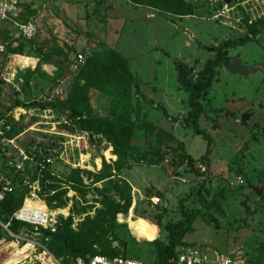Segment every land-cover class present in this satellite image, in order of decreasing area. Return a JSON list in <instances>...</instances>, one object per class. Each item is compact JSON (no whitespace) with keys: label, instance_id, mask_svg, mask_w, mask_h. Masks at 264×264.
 I'll use <instances>...</instances> for the list:
<instances>
[{"label":"rangeland","instance_id":"rangeland-1","mask_svg":"<svg viewBox=\"0 0 264 264\" xmlns=\"http://www.w3.org/2000/svg\"><path fill=\"white\" fill-rule=\"evenodd\" d=\"M13 1L16 12L3 22L0 32L3 46L0 80L1 75L14 66L13 57L4 52L6 50H14L20 55L21 67L34 62L36 65L25 70L19 92L0 81V117L11 118L17 132L15 144L19 148L28 150L27 147L36 146L38 153L50 155L48 171L59 178H65L71 169H77L84 187V196L80 198L79 193L67 186L66 206L53 210L56 203L52 202L47 207L51 213L70 215L71 227L75 228L84 215L93 216L94 208H99L100 195L108 189L107 194L120 206L125 207L128 201L125 213L115 215L116 240L111 246L120 247L130 258L151 264L155 260V250L150 242L157 239L166 243L164 225L181 219L180 204L186 207L192 220L179 244L231 253L254 264H264V69L246 77L227 71L232 59L240 60L245 66L264 63V36L227 49L224 56L228 63L216 68L214 81L198 99L202 111L197 125L211 139L206 173L200 176L193 163L203 154L205 142L191 130L190 110L185 103L187 93L176 82L172 62L184 63L190 77L197 78L204 62L214 57L215 47L231 38L225 27L208 19L201 7L192 16L179 19L162 12H148L141 7H127L122 0ZM23 6L33 12L25 14ZM19 16L35 25V35L29 42H25L13 27L12 21L20 22L16 20ZM114 44L120 55L130 57L129 70L152 105L134 95L132 103L137 101L141 105L143 119L164 128L182 143L187 157L193 161L191 164L179 165L175 152L163 150L162 161L157 166L135 164L127 158V166L114 178L92 183L102 162L109 158L111 147L103 138L72 130L73 122L57 108L13 107L15 100L44 105L62 101L68 93L73 80L69 66L54 67L48 73L41 71L39 61H34L36 57L39 59L41 46L45 52L52 48L62 49L68 61L77 52L87 50L97 62L106 51L113 49ZM109 101L110 98L102 93L94 90L88 93V105L94 115L107 116ZM156 105L165 107L178 121L175 124L164 122ZM243 113L250 114L246 121L240 120ZM212 125L217 129L212 130ZM132 143L142 149L158 147L154 140H144L138 135L133 137ZM168 144L174 148V144ZM8 151L11 152L10 147ZM5 158L0 150V173L7 176L3 172ZM31 167L25 166V175H31ZM20 178L15 176L16 181L11 186L10 193L14 197L24 192ZM120 179L127 186L131 179L144 180V195L136 193L133 200L128 187L129 199H126L116 191L121 186ZM246 183L262 189L261 195L256 196L247 189ZM151 186L158 188L151 191ZM39 189L45 197L51 194L45 191V186H39ZM153 195L159 197V205H150L148 200ZM24 203L40 205L28 198ZM81 207L85 208V213L77 214ZM59 218L58 215L56 223ZM132 222L137 224L141 240L131 234ZM13 234L16 238L27 237L21 229ZM12 243L13 248L4 243L0 245V257L16 251L22 242ZM28 247L26 253L14 257L17 264H46L42 257L28 259L32 246Z\"/></svg>","mask_w":264,"mask_h":264},{"label":"trees","instance_id":"trees-1","mask_svg":"<svg viewBox=\"0 0 264 264\" xmlns=\"http://www.w3.org/2000/svg\"><path fill=\"white\" fill-rule=\"evenodd\" d=\"M126 1L134 5V7H146L155 12H162L163 14H169L177 18L192 16L197 9L189 0ZM23 7L25 14L30 15L33 12L29 10L28 6ZM19 18L20 16L16 20L21 23L28 21L23 16H21V19ZM23 40L25 42L31 41ZM249 41L246 38H229V40L221 42L215 47L214 57L204 62L201 73L194 79L190 77L189 70L184 63L172 62V66L176 72V82L187 93L185 103L190 110L188 121L191 125V130L193 134L199 135L205 142L203 154L197 160L204 164L207 163V157L210 154L211 139L197 125L198 116L202 111L198 99L201 97L203 91L209 88L214 81L216 68L228 63V60L224 56L225 51ZM44 49L43 46L39 48L42 54L39 56V63L49 64L57 69L63 68L66 64L68 66L71 64L72 60H67V55L62 49L52 48L47 52ZM4 52L16 55L14 50H6ZM25 70L27 69L18 71L16 75L22 79L21 86H23V74ZM72 74L73 80L64 100L55 101L54 103L47 102L44 105L36 102L23 104L21 101L15 100L13 107L27 108L28 106H34V108L40 110L57 108L62 113H65L68 120L73 122L74 126L72 130H78L103 138L111 147L108 151L109 158L105 162H102V166L92 180V183L114 178L117 172L127 166V158H130L135 164L157 166L162 161L164 151L170 150L177 155L179 165L185 163L191 164L193 162L191 158L187 157L182 143L177 141L169 132L143 119L141 116V105L137 101L132 103L131 99L132 95H134L143 102H147L150 106L152 105L150 100H146L139 90L137 83H135V79L129 70L128 60L125 57L110 49L96 62L90 54L83 66ZM90 90L102 93L110 98L107 116L101 117L91 113L88 105V93ZM10 119H7L8 122H10ZM13 127L14 124L11 125L10 131L6 133L8 139L17 134ZM136 135L144 140H154V144L158 147L150 146L145 149L140 148L132 143V139ZM168 143L174 144V148H171L172 146ZM160 146H163V148L160 149ZM32 147H34L33 153L35 159L39 161L43 155L38 153L36 146ZM0 150L3 152V148ZM31 168H33V171L28 178L31 181L37 179L39 186L41 188L45 186V191L51 193L45 197L39 192L40 197L45 201L47 207L52 202L56 203L52 208L53 210L66 206L67 198L65 197V193L67 186L75 193H79L80 198H83L84 187L81 184L77 169L73 168L65 178H59L51 175L49 171H41L40 177H37L35 172L36 166L32 165ZM26 173L27 171H25ZM14 181H16L15 178ZM118 181L121 186H118V190L116 191L120 192L126 199H129L127 194L129 186L126 185L123 179ZM104 191L100 195L98 202L99 208H94L93 216L88 214L84 215L78 224H76L75 228L71 227L72 219L70 215L63 217V215L58 214L60 218L56 223L55 232L50 233L48 230L42 228L37 229L40 233L39 239L45 249L53 258L60 260V263L70 264L75 258H84L85 256L93 254H101L109 257H129L120 250V247L115 248L111 246L116 240L114 234L115 215L122 211L125 213L128 207V201L125 207H122L107 194L108 189ZM23 196V191L17 197L8 193L0 201V221L2 223L8 222L11 214L19 208ZM84 210L85 208H79L77 214H84ZM179 213L181 216L180 220L175 223H165L164 225L167 239L166 243L163 244L157 239L150 242L155 250V260L151 264H172L179 247L190 245L179 243L181 237L188 230V227H190L192 220L191 214L186 210V207L180 204ZM20 229L24 230L25 233L31 231V228L27 225L14 221L9 222L8 230L12 234L18 233ZM1 236L5 238L6 242L11 241V238L7 234H1L0 232ZM43 238H46L45 242ZM19 246L13 253L2 255L0 257V264H17L18 261L14 257L23 255L29 249V245L23 242ZM29 252L28 259H38L45 256L44 251L39 248L32 247ZM248 264L254 263L248 261Z\"/></svg>","mask_w":264,"mask_h":264},{"label":"built area","instance_id":"built-area-1","mask_svg":"<svg viewBox=\"0 0 264 264\" xmlns=\"http://www.w3.org/2000/svg\"><path fill=\"white\" fill-rule=\"evenodd\" d=\"M191 4H194L198 11L201 7L205 9L208 19L219 23L225 27L230 33L231 38H246L248 40L259 39L264 36V0H189ZM16 12L15 1L12 0H0V32L3 22L8 17ZM13 27L16 29L18 35L25 39L31 40L36 32L35 25L31 21L25 23L12 21ZM255 30V31H252ZM3 52V46L0 44V53ZM90 56V52L87 50L83 52H77L69 65V71L71 73L76 72L86 59ZM13 57L14 66L10 71H5L1 75V81L5 84L11 85V88L19 92V87L22 85V79L17 75L18 71H22L27 68L33 67V65L20 66L18 57L20 55H11ZM23 57V56H21ZM18 70V71H17ZM17 71V72H16ZM15 81V82H14ZM11 122H8L6 118L0 117V147L3 148V155L6 156L4 161V173L5 176L0 173V201L4 199L6 194L12 190V183L15 176H20L19 183L24 188V196L18 209H16L10 216L8 222L2 223L0 221V232L5 233L11 238L9 242H23L29 246L42 249L45 256L42 259L46 264H62L60 260L53 258L44 245L40 241L39 228L48 230L50 233L55 232L56 218L58 215H50L45 201L39 195L38 180H30L25 175L26 165H35V172L37 177H40L41 171H48L51 164L50 155L42 156L38 161L35 159L33 150L34 147L25 151L19 148L15 144L17 136L10 139L6 137V133L11 129ZM9 147L11 152L8 151ZM193 167L196 169L200 176L206 173V166L200 161L193 163ZM51 174V173H50ZM52 175V174H51ZM28 198L32 202H37L40 205L33 204L31 206H25L24 199ZM149 203L151 206L159 205V197L153 195L149 197ZM65 217V216H63ZM14 221L31 228L29 233H25V238H16L8 230L9 222ZM24 237V236H23ZM46 241V238H43ZM6 244L5 238L0 237V245ZM70 264H144L142 261L130 258V257H109L101 254H93L85 256L84 258L78 257ZM172 264H248L246 259L234 254L218 253L215 251L206 250L201 247L187 245L181 246L175 255Z\"/></svg>","mask_w":264,"mask_h":264},{"label":"water","instance_id":"water-1","mask_svg":"<svg viewBox=\"0 0 264 264\" xmlns=\"http://www.w3.org/2000/svg\"><path fill=\"white\" fill-rule=\"evenodd\" d=\"M228 1V0H226ZM264 69V63H256L251 66H245L240 63V60L238 59H232L228 66H227V71L228 73H235L241 77H246L249 74L256 73L258 71H262ZM155 108L160 112V115L163 119L164 122L169 123V124H175L178 121L177 117L171 116L168 114L167 110L165 107L161 105H156ZM250 114H241L240 115V120L241 121H246L249 118ZM212 130H216L217 126L212 125L211 126ZM246 188L249 189L250 191L254 192L256 196H260L262 193V189L254 187L250 185L249 183H246Z\"/></svg>","mask_w":264,"mask_h":264},{"label":"crops","instance_id":"crops-1","mask_svg":"<svg viewBox=\"0 0 264 264\" xmlns=\"http://www.w3.org/2000/svg\"><path fill=\"white\" fill-rule=\"evenodd\" d=\"M13 1V0H12ZM105 1V0H104ZM124 3H126V6L127 7H134V5H132V4H130L128 1H126V0H122ZM104 5H107L106 3L104 4ZM114 9H116L117 8V6H114V5H111ZM120 6V5H119ZM139 7V6H138ZM138 7H135V9L136 8H138ZM141 8H143L144 10H146V11H148V12H155L154 10H152V9H149V8H146V7H141ZM177 18V17H176ZM183 18H185V17H183ZM180 19V18H179ZM117 44V43H116ZM116 44H114L113 45V50L114 51H116V49H115V47H116ZM117 53H118V51H116ZM119 54V53H118ZM122 56V55H121ZM123 56H125V57H127L128 55H123ZM130 57L128 56L127 57V60H130L129 59ZM32 59V58H31ZM37 58H35L34 59V61H36L37 62ZM36 65V63L34 62V64H33V66H35ZM38 66H39V68H40V70L41 71H44L45 73H48L49 71H51V70H54V67L52 66V65H49V64H43V63H40V64H38ZM131 72V71H130ZM157 126V125H156ZM159 127V126H158ZM161 128V127H160ZM161 129H163L164 130V128H161ZM131 181V183H129V188H130V190H131V196L133 197V200H135V196H136V193H139V192H141L143 195H144V193H145V191H144V187L145 186H143V183L145 182L144 180H142V179H140L139 181H134L133 179H131L130 180ZM148 183V182H147ZM149 184V183H148ZM147 187H150V185L149 186H147ZM158 187H154V186H151V191H154V189H157Z\"/></svg>","mask_w":264,"mask_h":264},{"label":"bare ground","instance_id":"bare-ground-1","mask_svg":"<svg viewBox=\"0 0 264 264\" xmlns=\"http://www.w3.org/2000/svg\"><path fill=\"white\" fill-rule=\"evenodd\" d=\"M25 206H28L27 203H24ZM51 213V211H49ZM50 215H53V213H51ZM119 218V217H118ZM129 221V220H128ZM120 222V221H119ZM130 227H131V234L137 239V240H141L142 235L140 233V231L137 228V224L136 223H130ZM11 244H14L12 242H7L5 245L6 247H12ZM15 247V246H14ZM13 248V247H12Z\"/></svg>","mask_w":264,"mask_h":264},{"label":"flooded vegetation","instance_id":"flooded-vegetation-1","mask_svg":"<svg viewBox=\"0 0 264 264\" xmlns=\"http://www.w3.org/2000/svg\"><path fill=\"white\" fill-rule=\"evenodd\" d=\"M254 193V192H253Z\"/></svg>","mask_w":264,"mask_h":264}]
</instances>
